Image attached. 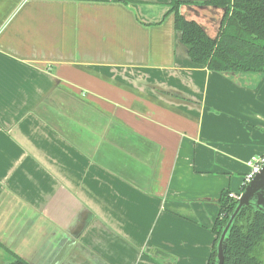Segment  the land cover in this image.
<instances>
[{
	"label": "crops",
	"instance_id": "1",
	"mask_svg": "<svg viewBox=\"0 0 264 264\" xmlns=\"http://www.w3.org/2000/svg\"><path fill=\"white\" fill-rule=\"evenodd\" d=\"M170 1L0 0V264H207L264 72L193 63ZM180 12L216 36L222 8Z\"/></svg>",
	"mask_w": 264,
	"mask_h": 264
},
{
	"label": "trees",
	"instance_id": "2",
	"mask_svg": "<svg viewBox=\"0 0 264 264\" xmlns=\"http://www.w3.org/2000/svg\"><path fill=\"white\" fill-rule=\"evenodd\" d=\"M186 2L223 8L215 37L182 15L180 6ZM168 13H173L174 29L193 63L218 72H264V0H171ZM245 186L242 185L241 191ZM228 193L223 190L219 197V214L211 227L214 241L207 264H216L218 240L238 203ZM223 256L222 264H262L264 210L256 206L254 198L233 218L225 235ZM6 264L28 263L15 255Z\"/></svg>",
	"mask_w": 264,
	"mask_h": 264
},
{
	"label": "water",
	"instance_id": "3",
	"mask_svg": "<svg viewBox=\"0 0 264 264\" xmlns=\"http://www.w3.org/2000/svg\"><path fill=\"white\" fill-rule=\"evenodd\" d=\"M254 198L255 204L257 207L264 210V166L261 168L260 172L257 173L245 186L244 190L241 193L238 203L230 215L225 227L223 228L220 238L217 243V253H216V264L223 263V248L226 232L235 217L239 209L249 204L251 199Z\"/></svg>",
	"mask_w": 264,
	"mask_h": 264
},
{
	"label": "built area",
	"instance_id": "4",
	"mask_svg": "<svg viewBox=\"0 0 264 264\" xmlns=\"http://www.w3.org/2000/svg\"><path fill=\"white\" fill-rule=\"evenodd\" d=\"M248 171L244 174L243 184L246 185L257 173L260 172L264 166V153L258 156H252L247 161ZM242 191L238 193L229 192L228 196L234 200H238L241 196Z\"/></svg>",
	"mask_w": 264,
	"mask_h": 264
},
{
	"label": "flooded vegetation",
	"instance_id": "5",
	"mask_svg": "<svg viewBox=\"0 0 264 264\" xmlns=\"http://www.w3.org/2000/svg\"><path fill=\"white\" fill-rule=\"evenodd\" d=\"M197 3H199V4H202L201 2H197ZM202 5H206V4H202ZM223 9V8H222ZM224 12V11H223ZM222 19V18H221ZM191 20V19H190ZM195 21V20H194ZM221 22V21H220ZM220 26V25H219Z\"/></svg>",
	"mask_w": 264,
	"mask_h": 264
},
{
	"label": "rangeland",
	"instance_id": "6",
	"mask_svg": "<svg viewBox=\"0 0 264 264\" xmlns=\"http://www.w3.org/2000/svg\"><path fill=\"white\" fill-rule=\"evenodd\" d=\"M262 264H264V259H263V262H262Z\"/></svg>",
	"mask_w": 264,
	"mask_h": 264
}]
</instances>
